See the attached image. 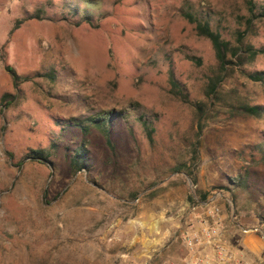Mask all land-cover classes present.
Instances as JSON below:
<instances>
[{
  "label": "rangeland",
  "instance_id": "1",
  "mask_svg": "<svg viewBox=\"0 0 264 264\" xmlns=\"http://www.w3.org/2000/svg\"><path fill=\"white\" fill-rule=\"evenodd\" d=\"M185 12L227 41L223 62ZM106 116L108 141L89 122ZM36 149L47 161L27 156ZM210 206L237 263L264 264L231 247L235 224L257 227L264 243V17L256 8L0 0V264H185L181 230L211 221Z\"/></svg>",
  "mask_w": 264,
  "mask_h": 264
},
{
  "label": "built area",
  "instance_id": "2",
  "mask_svg": "<svg viewBox=\"0 0 264 264\" xmlns=\"http://www.w3.org/2000/svg\"><path fill=\"white\" fill-rule=\"evenodd\" d=\"M195 207L196 205L192 204L189 210L192 212ZM217 213L218 208L216 206H210L205 211V214L211 217L217 216ZM241 229L243 232L257 230L255 227ZM222 236L223 233L217 217H213L209 222L200 220L197 225L189 224L181 230L180 237L189 253L185 264H238L239 258L227 249Z\"/></svg>",
  "mask_w": 264,
  "mask_h": 264
},
{
  "label": "trees",
  "instance_id": "3",
  "mask_svg": "<svg viewBox=\"0 0 264 264\" xmlns=\"http://www.w3.org/2000/svg\"><path fill=\"white\" fill-rule=\"evenodd\" d=\"M244 2L246 3L249 11L252 12V10H254L256 8V10L258 11V14L262 17H264V0L263 3L260 4L258 7L255 6V3L253 0H244ZM38 12V11H37ZM184 17L186 18V20L191 23L193 25V29L195 31L196 34L198 35H202L205 38H207L214 51H215V55L217 60L221 63L223 62V58H224V51L227 48V41L223 40L219 34L218 31L212 30L210 29L208 23L206 21L200 20L199 18H197L195 15H193L190 12H185L183 13ZM251 54H254V51H249ZM5 69L10 73V75L12 76V80L14 81L16 79V75L13 71V69H11L8 66H5ZM252 78L255 80H259V76L258 75H252ZM172 85H175V82L173 80L170 81ZM249 112L251 114H256L257 113V107L253 106V107H249L248 108ZM89 122L91 124H94L96 127H99L100 130L103 132V134L106 136L107 141H108V126H109V117H100V118H90ZM142 124L144 126V129L146 131L147 136H150V133L152 132V127L150 125H148V123H146V121L142 120ZM79 126V130L82 132V134L86 133V131L88 130V124L82 125V124H78ZM79 152H76L74 155H72L71 157V163H77L80 159L79 156H81L80 154L77 155ZM28 157L31 158H37L43 161H47L48 158V154L46 152H44L41 149H36V150H30L29 153L27 154ZM221 190V189H225L223 187H217V190ZM208 193L203 192L202 194H198V201H203L206 199ZM189 198L191 200H193L191 198V196H189Z\"/></svg>",
  "mask_w": 264,
  "mask_h": 264
},
{
  "label": "crops",
  "instance_id": "4",
  "mask_svg": "<svg viewBox=\"0 0 264 264\" xmlns=\"http://www.w3.org/2000/svg\"><path fill=\"white\" fill-rule=\"evenodd\" d=\"M237 230L240 231L237 233V243L231 244L232 250H240L242 253H248L249 256L258 257L260 260H264V255L261 254V250L263 248L264 243L260 241L259 237L255 235L252 231H242V227L239 224H235ZM221 226V225H220ZM223 227L226 225H222ZM257 228V227H256ZM227 232L224 230V234ZM227 238L229 235H233V233H227ZM226 239L224 238V241ZM250 264V263H249Z\"/></svg>",
  "mask_w": 264,
  "mask_h": 264
},
{
  "label": "water",
  "instance_id": "5",
  "mask_svg": "<svg viewBox=\"0 0 264 264\" xmlns=\"http://www.w3.org/2000/svg\"><path fill=\"white\" fill-rule=\"evenodd\" d=\"M210 201V200H209Z\"/></svg>",
  "mask_w": 264,
  "mask_h": 264
}]
</instances>
